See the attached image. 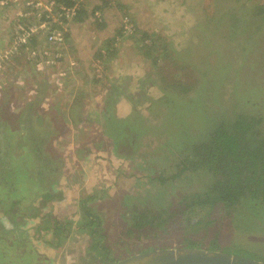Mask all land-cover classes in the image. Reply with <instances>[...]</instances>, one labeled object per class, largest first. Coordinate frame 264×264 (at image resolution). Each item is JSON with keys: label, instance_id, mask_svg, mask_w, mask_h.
I'll return each instance as SVG.
<instances>
[{"label": "rangeland", "instance_id": "rangeland-1", "mask_svg": "<svg viewBox=\"0 0 264 264\" xmlns=\"http://www.w3.org/2000/svg\"><path fill=\"white\" fill-rule=\"evenodd\" d=\"M22 1L21 12L26 5ZM78 1L80 12L63 23L67 39L61 51L69 44L84 63L67 87L66 98L74 94L78 104L68 113L47 112L52 117L47 141L40 133L46 130L40 105L33 107L30 132L19 121L25 111V82L43 85L33 81L36 71L31 70L39 62L25 51L0 70V78L11 82L7 93L0 91V112L11 116L10 121L0 117L6 132L0 140V169L7 166L4 161L20 166L15 162L23 157L31 170L26 180L20 170L15 178L10 176L13 188L22 189L16 179L23 185L16 208L25 215L0 217V264H115L139 253L192 249L191 244L264 262L263 206L226 208L216 194H205L212 177L204 171L173 177L188 144L199 142L201 130L202 140L207 137L224 113L230 119L236 103L250 115L263 111L264 90L259 86L264 84V12L259 11L264 0ZM11 10L15 13L16 8ZM20 23L17 20L15 28ZM38 45L42 48L44 41ZM252 69L258 78L249 77ZM233 76H238L235 83ZM17 78L22 88L15 87ZM221 87L226 98L233 94L230 105L212 94ZM167 95L179 100L177 110L160 107ZM110 112L114 128L106 124ZM126 126L136 139L141 131L138 145L134 140L122 145L118 131ZM187 126L186 135L180 133ZM126 130L121 134L129 137ZM30 133L38 139L35 154L26 140ZM4 188L0 184V194ZM93 195L97 197L87 201ZM82 201L95 218L84 228L89 219ZM161 210L167 219L184 212L173 216L170 225L134 226V215L160 217ZM56 221L64 231L55 233Z\"/></svg>", "mask_w": 264, "mask_h": 264}, {"label": "trees", "instance_id": "trees-1", "mask_svg": "<svg viewBox=\"0 0 264 264\" xmlns=\"http://www.w3.org/2000/svg\"><path fill=\"white\" fill-rule=\"evenodd\" d=\"M65 1L66 5H70L72 3L71 0ZM217 1L221 0H215V3H217ZM228 1L229 0H226V2ZM236 1L240 2V0ZM259 12H264V9ZM148 48H150V45L147 46V49ZM242 50L243 51L240 50V52H244L245 47H243ZM239 66L243 69V66ZM240 67L236 68V70L237 72L240 70L241 74L242 71ZM257 73L258 72H254L252 69L249 73V77L250 74H252L256 79L258 78ZM239 77H242L241 82L245 84L242 74ZM205 78L208 79V77ZM237 79L238 76H233V83H235ZM252 79L253 78L251 77V80ZM263 85L264 84H262V86ZM262 86H259V90H264V87ZM187 89L188 88H181V91L185 92ZM221 89L222 87L216 90L212 89V94H214V96L217 98V101L221 99L222 102L223 98L228 99L225 103H227V105H230L234 97L233 94L230 95L229 98H226V96L223 95V91H219ZM173 95L176 96L178 94L173 93ZM176 100L177 99L172 98V96L167 95V97L163 98L164 105L160 104V107L165 106L167 108L177 110L179 108L180 102L179 100ZM159 101H161V99ZM235 106L237 110L232 111L230 119L224 118L227 114L224 113L223 118H221L220 121H215L218 123L213 124L214 126L212 127L210 133L208 131L207 137L202 140V136L205 133L204 130H201L202 134L201 136H198L201 137L198 140L199 142L195 143L194 141H192V144H188L189 147H186L188 150V154L186 156H183L182 160L175 164L178 172L174 174L173 177L183 174L184 172L204 171L206 173H209L212 177V183L208 187V190H206L205 194H216L217 200L220 201V203H222L226 208L236 210V208H244V204H246L255 207L254 209L257 210V205L264 207V109L258 115H250L244 112V110L242 109V107H240V105H238V103H236ZM182 108L183 107H180L181 110ZM111 114L112 113L110 112L106 124L109 127L114 128L116 126V122ZM31 118L33 119V116ZM139 119H143V117L137 118V120ZM213 121L214 120H212V122ZM46 125L47 123L45 124V128ZM189 127L190 126L185 127L184 131H180V133H184L186 135V129ZM198 127L200 129V126ZM125 128H127V134H130L129 137H124L123 134H121L123 130L125 131ZM152 128L158 127L153 126ZM118 132L120 133V139L122 138V145L125 146V144H127L130 140L131 142H133L134 140V143L136 145L139 144L141 131L139 132L137 139V136L130 130L128 126L123 127ZM40 133L43 134L41 136L44 137H48L46 135H49V132H46L45 130L40 131ZM188 134L191 137H197L193 135V132H189ZM30 135L31 137L27 136L26 140L30 143V145H33L32 150L35 154V152L38 150V139L37 137H33L32 133H30ZM194 139L195 138H192V140ZM170 142H173V140ZM165 144L169 145L170 143L168 142ZM25 161L26 160H24L23 157H19L17 159V162L15 163H19L20 166H14L12 162L10 164L4 161L7 166L0 169V184L5 187L1 193H4L2 195H5V197L8 198L6 204H0L1 213L9 217L11 220L17 215H21L22 217L23 215H25V212L22 209L16 208L18 207V205H21L19 203L20 199L17 198L23 194L22 183L18 182L16 179V183L21 184V190L17 186L13 188L12 185L9 184L10 176L13 175V178H15L19 173V170L20 172H24V178L26 180V175L29 174L31 170L24 166ZM15 167H17V169ZM45 196L49 197V195H44L43 197ZM95 197L97 196H90L89 198H87V201ZM87 201H82L81 203V206L86 210L88 216L87 218L89 219L86 222L87 224H84L82 226L83 228L91 223L93 224L95 221V218L90 216L87 208H85ZM263 207L262 209H264ZM244 209H246V207ZM182 212L184 211H176L170 214L169 219H167V217L165 216L166 214L164 213V210L158 211L159 214L157 215H162L160 217H156V215L154 216L139 213L138 215L133 216L135 220L134 226L144 228L154 225L155 223L161 226H164L166 224L170 225L174 222V218L178 217V214H181ZM34 216L37 217L38 215ZM156 219L158 220L156 221ZM96 222H98V218ZM157 224H155V226ZM62 225V223L56 221V229L54 228L55 233L63 229ZM236 227L237 229H243L238 224L236 225ZM195 246V244H191L190 247L194 248Z\"/></svg>", "mask_w": 264, "mask_h": 264}, {"label": "crops", "instance_id": "crops-1", "mask_svg": "<svg viewBox=\"0 0 264 264\" xmlns=\"http://www.w3.org/2000/svg\"><path fill=\"white\" fill-rule=\"evenodd\" d=\"M20 2L23 3L22 0H8V3L6 5H0V50L4 48L3 47L4 45L9 44L11 40V36L13 35L15 31L16 21L17 20L19 22L22 21V19L18 16L20 15L21 9H22L21 8L22 5L20 4ZM11 8H14V10L16 8L15 13H13ZM83 20L84 19L82 18L77 21L81 22ZM72 23L73 21L71 22V24ZM70 35H71V32L67 36H70ZM38 41L39 40H33L32 44L38 45ZM37 48H41V46L38 45ZM77 49L81 50V46H78ZM24 52L25 51H23L22 53ZM62 54L63 56L61 57V59H59V62L55 65L48 66L46 64L44 65L42 63H39L36 66L37 69H31V70L36 71V74H35L36 76H34L33 81L35 79V82H40V83L43 82V85L40 86L39 84V85L32 86L33 84H29V82H25L28 88H27V91L25 90L26 92L23 93L24 95H23V98L21 99V101H23L21 102L22 104L21 106L22 108L24 107L25 111L20 113V117H19L20 120L18 119L19 121H21L22 123L21 125H23L24 128L29 129V126H31V122H33V119H34V118L32 119L31 117L34 116L35 111H33V107L35 108V106L37 108V106L40 105L41 106L40 112H44L42 116L45 118V120H43V125L45 126V124L47 123L46 130H45L46 132H48V129L51 126L50 121L52 120L51 114L47 112L54 110L55 115H56L57 112L58 113L59 112L63 113L67 111L69 112V109L71 107L72 109H75V107L77 106L78 96H74V94H69V98H66L67 97V87H68V82L72 78L75 77L74 70L76 71V74H77L80 67L84 63H82L81 60L75 58V56L73 55V48L69 44L65 45ZM79 55H80V52L78 53V56ZM33 60H36V59H33ZM5 67L6 69H10V72L13 71L12 66L5 65ZM31 75H34V73L33 74L31 73ZM14 79L15 78L11 79L12 82L14 81ZM18 80L19 79L17 78L15 87L22 86L21 85L22 83H19ZM6 81L7 80L4 81V79L0 78V91L2 93H7V91L11 88V82H6ZM44 86H47V87L43 88ZM4 89H7V90H4ZM68 92L69 93L72 92V88H70ZM19 95L21 94L18 93V95L16 96H19ZM26 96H27L28 101L25 99ZM4 100L5 102L6 101L8 102L9 97L6 95ZM66 100L68 102H66ZM58 106L60 108H57ZM61 108H63V111L59 110ZM8 109H9V106H8ZM9 111L11 112V109H9ZM0 117H3L7 121H10L11 119V116L9 114H4L1 112H0ZM10 130H13L11 132L12 134H15L17 132L12 128H10ZM0 132L3 134L4 131H2L0 128ZM4 133L6 135V132ZM42 139L44 142L47 141V137H43ZM2 194L4 193L0 194V204L1 203L6 204V202L8 201V198H6L5 195L3 196ZM0 217H4V215L1 213V206H0ZM0 255H4V253H0Z\"/></svg>", "mask_w": 264, "mask_h": 264}, {"label": "built area", "instance_id": "built-area-1", "mask_svg": "<svg viewBox=\"0 0 264 264\" xmlns=\"http://www.w3.org/2000/svg\"><path fill=\"white\" fill-rule=\"evenodd\" d=\"M24 2L25 8L19 15L22 21L15 28L7 47L0 50V70L2 64L9 58L20 55L23 51L29 52L30 58L44 65L57 64L63 56L61 51L66 40L67 30L63 23L75 17L80 6L78 0H73L70 5L63 3V0H47L43 1L44 3L41 0ZM7 3L8 0H0V5ZM95 15L99 16L97 12ZM40 39L44 41V46L31 48L32 41Z\"/></svg>", "mask_w": 264, "mask_h": 264}, {"label": "water", "instance_id": "water-1", "mask_svg": "<svg viewBox=\"0 0 264 264\" xmlns=\"http://www.w3.org/2000/svg\"><path fill=\"white\" fill-rule=\"evenodd\" d=\"M0 140L1 142L4 140L1 132ZM115 264H264V262L224 252L181 248L139 253Z\"/></svg>", "mask_w": 264, "mask_h": 264}, {"label": "flooded vegetation", "instance_id": "flooded-vegetation-1", "mask_svg": "<svg viewBox=\"0 0 264 264\" xmlns=\"http://www.w3.org/2000/svg\"><path fill=\"white\" fill-rule=\"evenodd\" d=\"M12 155H13V153H12ZM11 164V163H10Z\"/></svg>", "mask_w": 264, "mask_h": 264}]
</instances>
